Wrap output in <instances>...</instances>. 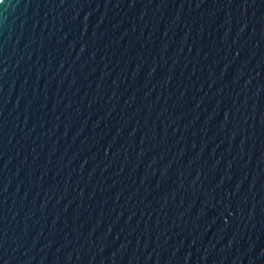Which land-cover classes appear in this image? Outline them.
Listing matches in <instances>:
<instances>
[{
	"label": "water",
	"instance_id": "obj_1",
	"mask_svg": "<svg viewBox=\"0 0 264 264\" xmlns=\"http://www.w3.org/2000/svg\"><path fill=\"white\" fill-rule=\"evenodd\" d=\"M0 264H264V0H0Z\"/></svg>",
	"mask_w": 264,
	"mask_h": 264
}]
</instances>
